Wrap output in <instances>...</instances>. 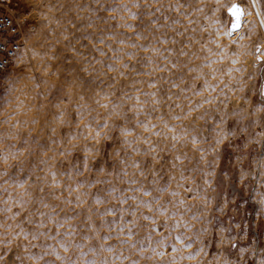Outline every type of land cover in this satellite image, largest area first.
<instances>
[{
  "label": "rangeland",
  "instance_id": "1",
  "mask_svg": "<svg viewBox=\"0 0 264 264\" xmlns=\"http://www.w3.org/2000/svg\"><path fill=\"white\" fill-rule=\"evenodd\" d=\"M0 2V264H264V0Z\"/></svg>",
  "mask_w": 264,
  "mask_h": 264
},
{
  "label": "built area",
  "instance_id": "2",
  "mask_svg": "<svg viewBox=\"0 0 264 264\" xmlns=\"http://www.w3.org/2000/svg\"><path fill=\"white\" fill-rule=\"evenodd\" d=\"M23 45L20 23L0 2V90L5 75L18 58Z\"/></svg>",
  "mask_w": 264,
  "mask_h": 264
},
{
  "label": "snow or ice",
  "instance_id": "3",
  "mask_svg": "<svg viewBox=\"0 0 264 264\" xmlns=\"http://www.w3.org/2000/svg\"><path fill=\"white\" fill-rule=\"evenodd\" d=\"M229 11L231 12V14L233 16L236 17L237 19V24L234 26V29L236 27H239V19H240V16L243 15V10L238 6V5H233ZM200 119H203V117H200ZM98 135V134H97Z\"/></svg>",
  "mask_w": 264,
  "mask_h": 264
},
{
  "label": "water",
  "instance_id": "4",
  "mask_svg": "<svg viewBox=\"0 0 264 264\" xmlns=\"http://www.w3.org/2000/svg\"><path fill=\"white\" fill-rule=\"evenodd\" d=\"M234 5H236V4H234ZM230 12V11H229ZM230 14H231V12H230ZM232 15V14H231ZM233 16V15H232ZM233 23L231 24V26H230V31H233V30H237V29H239V27H240V20H239V27H236L235 29H234V26L237 24V19H236V17L235 16H233ZM261 94H262V96H264V81H263V83H262V87H261Z\"/></svg>",
  "mask_w": 264,
  "mask_h": 264
},
{
  "label": "bare ground",
  "instance_id": "5",
  "mask_svg": "<svg viewBox=\"0 0 264 264\" xmlns=\"http://www.w3.org/2000/svg\"><path fill=\"white\" fill-rule=\"evenodd\" d=\"M25 120V119H24Z\"/></svg>",
  "mask_w": 264,
  "mask_h": 264
}]
</instances>
